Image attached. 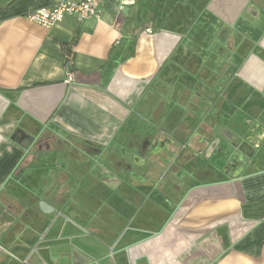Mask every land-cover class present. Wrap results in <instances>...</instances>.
Wrapping results in <instances>:
<instances>
[{"label":"crops","instance_id":"crops-1","mask_svg":"<svg viewBox=\"0 0 264 264\" xmlns=\"http://www.w3.org/2000/svg\"><path fill=\"white\" fill-rule=\"evenodd\" d=\"M62 1L0 0V264H264V0Z\"/></svg>","mask_w":264,"mask_h":264},{"label":"built area","instance_id":"built-area-1","mask_svg":"<svg viewBox=\"0 0 264 264\" xmlns=\"http://www.w3.org/2000/svg\"><path fill=\"white\" fill-rule=\"evenodd\" d=\"M106 0H63L53 7L39 9L27 15L28 19L44 28H51L62 22L66 16H73L78 21L99 18ZM74 81L70 75L68 83Z\"/></svg>","mask_w":264,"mask_h":264},{"label":"rangeland","instance_id":"rangeland-1","mask_svg":"<svg viewBox=\"0 0 264 264\" xmlns=\"http://www.w3.org/2000/svg\"><path fill=\"white\" fill-rule=\"evenodd\" d=\"M203 167H204V169H203ZM207 167H208V165H206V164H204V166H203V164H202V165H198V166H197V170H199V169L202 168V169H203V172H204V171L207 169ZM202 169H201V171H202ZM201 171H200V172H201Z\"/></svg>","mask_w":264,"mask_h":264}]
</instances>
